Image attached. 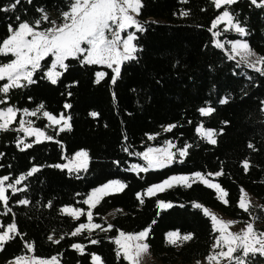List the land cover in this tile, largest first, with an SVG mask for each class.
Returning a JSON list of instances; mask_svg holds the SVG:
<instances>
[{"label": "trees", "instance_id": "1", "mask_svg": "<svg viewBox=\"0 0 264 264\" xmlns=\"http://www.w3.org/2000/svg\"><path fill=\"white\" fill-rule=\"evenodd\" d=\"M12 2L0 0V7ZM68 3L69 0H32L29 4L22 0L14 12H0V41L8 35L7 26L17 24V15L32 22L42 15L37 9L43 8L51 21H61L62 12L69 10ZM142 3L139 21L145 31L137 33L135 43L139 51L135 60L122 65L116 84L111 83V69L69 60L68 70L53 85L43 78V71L51 63L49 57L34 75L35 83L12 89L6 97L7 104L0 105L21 110L10 129L0 131V177L8 175L9 182H14L32 167L40 168L17 185L25 191L15 194L8 191L11 213L2 215L5 209L0 203V224L4 226L0 231L14 220L20 233L0 250V264L28 255L44 259L56 256L60 264H92L91 254L99 255L102 264H127L117 256L113 239L120 231L135 234L149 228L147 243L157 262L190 264L211 253L218 235L212 232L210 217L203 215L204 208L246 222L251 213L238 206L243 190L259 200L264 213V75L229 59V47H215L216 38L209 28L224 8L215 9L210 0H142ZM228 10L249 34L240 37L236 33H222L219 39L226 44L246 40L254 52L264 56V8H256L250 0H239ZM183 11L189 15H180ZM51 26L42 21L41 29ZM11 59L0 57V63ZM98 72L106 73L100 83L95 82ZM225 98L228 103H219ZM65 103L72 108L65 110ZM40 104L45 106L41 113L46 110L57 116L61 112L70 115L71 130L59 132L58 127H49L44 118L32 119L36 128L53 137L39 144L34 143L33 137L15 131L22 110L35 111ZM201 107H213L215 111L203 117L198 111ZM93 112L98 116L93 117ZM171 124L177 127L165 132ZM201 124L216 131L215 145L207 144L196 134L195 128ZM148 135L156 138L149 140ZM21 139L33 143V147L21 151L17 147ZM168 141L176 145L174 151L188 144L192 147L186 157L177 156V162L167 168L141 173L127 170L132 164H144L134 153L148 147H164ZM249 143L254 147L250 149ZM80 150L89 153L86 172L70 174L67 169L53 167L63 165L66 158H72ZM180 159L184 162L180 163ZM244 161L249 162L247 172ZM197 171L204 176L222 173L215 181L229 193L227 205L217 198L214 189L199 182L191 188L176 186L153 197L145 195L149 186L164 179ZM112 180H120L127 187L105 196L91 211L93 223L105 228L111 224L113 228L108 232L94 230L90 236L87 231L71 235L81 223L88 222L89 206L83 200L95 188ZM138 193L143 204L137 199ZM20 199H28L29 204L20 205ZM159 201L170 202L173 207L161 210L157 207ZM195 204L202 207L197 209ZM64 207L81 208L85 215L79 219L69 217L62 211ZM172 231L192 234L193 238L174 246L166 239ZM92 239L99 243L92 244ZM26 242L34 246V253L26 251ZM73 244L83 245L84 253L72 248ZM251 264H264V256L257 254Z\"/></svg>", "mask_w": 264, "mask_h": 264}, {"label": "snow or ice", "instance_id": "2", "mask_svg": "<svg viewBox=\"0 0 264 264\" xmlns=\"http://www.w3.org/2000/svg\"><path fill=\"white\" fill-rule=\"evenodd\" d=\"M22 0H13L7 6L0 7V12H14ZM31 4L32 0H26ZM187 2V0H182ZM215 9L220 10L224 8L219 15L211 22L209 31L212 32L213 37H220L222 33L234 32L240 37H245L249 33L245 27L236 19L233 12L229 11L232 5H235L239 0H210ZM251 5L256 8H264V0H250ZM142 0H69L68 11L62 12L63 23L57 25L55 21H51L49 16L43 8L37 9L42 15L39 19L32 22L22 20L21 16L17 15L15 20L17 24H9L7 26L8 35L0 41V57L11 56L9 62L0 63V105L7 104L6 97L12 89H20L35 83L34 75L41 71L42 61L51 58V63L46 71H43V78L47 79L51 84L55 85L58 79L69 68L66 61L77 60L82 65H100L106 66L112 70L111 83L116 84L121 75V65L128 61L136 59V53L139 51L136 43L137 33L145 31L144 25L138 20V17L143 8ZM182 16H188V11L180 13ZM42 21H47L52 26L41 29ZM225 25L223 29L220 25ZM126 34V35H122ZM230 45L229 59L236 60L237 65H245L247 68L253 69L260 75H264V56L257 57V54L251 49L246 40L236 39L227 42ZM215 47L217 49H224L225 43L219 39L215 40ZM106 73H96V83H100L105 77ZM71 95V92L68 93ZM31 99V98H29ZM115 99V93H113ZM221 104L228 103V100L221 99ZM44 105L40 104L35 111L23 109V116L36 117L37 113L44 109ZM65 110L71 109L72 105L65 103L63 105ZM20 109L8 106L0 108V131H8L10 126L15 122L17 113ZM199 114L203 117H208L214 113L213 107H201L198 109ZM93 117L98 116V113H91ZM43 117L49 122V127H58L59 132L70 131L72 128L70 115L61 112L59 116L51 114L49 111H43ZM31 120L20 119L19 128L15 131L22 132L25 137H35L34 143L39 144L43 141H51L53 137L46 135L45 131L32 126ZM177 125L171 124L167 126L164 131L171 132ZM196 134L199 138L209 145H215L216 131L213 129H206L203 124L195 128ZM156 137L148 135L149 140ZM126 139V138H125ZM23 145V147H21ZM17 147L21 151L33 147V143H26L24 139L19 140ZM172 142H166L164 147H148L143 152L134 153L140 157L144 164H132L128 171L141 173L150 170L164 169L177 162V156L180 158L188 155L191 144L183 146L177 151ZM248 147L251 149L254 146L249 143ZM128 152V148H124ZM133 155V153H129ZM89 153L86 150H80L70 159L67 164H56L53 167L60 169H67L71 173L86 172L89 166ZM183 163V159L179 160ZM119 163V162H116ZM245 172L249 169V162H243ZM40 171L39 167H32L26 175H21L15 179L14 182H9L8 175L0 177V203H2L5 211L2 215L7 216L12 212L9 207L10 197L7 194L9 190L13 194L25 191L24 188H18L27 177L33 176L34 173ZM222 175L221 172H216L215 176ZM207 185L209 189H215L218 194L217 198L225 205L228 204L226 199L229 193L221 187L218 183H212L205 176L197 171L192 175H173L164 179L161 183L149 186L146 189L145 195L153 197L157 193H163L168 189L176 186L192 187L195 182ZM127 185L120 180H112L95 188L83 204L89 206L87 211V223H81L74 232L73 236H77L87 231L89 236L94 230L99 229L103 232H108L113 228V225L108 224L105 228L99 223H93V212L100 201L105 197L118 192H122ZM239 196L238 206L244 212H249L250 203L247 199V193ZM137 199L143 204L144 200L141 195L137 194ZM20 205H28V199H20ZM157 207L161 210H166L173 207L170 202L159 201ZM195 208L200 209V204H195ZM62 211L69 217L79 219L85 212L81 208L64 207ZM203 215L210 217L212 232L218 233L215 236L212 244V251L206 257L207 264H222L226 261L227 264H251V259L257 254L264 256V231H257L253 223H247L246 227L240 232L229 231L230 226L234 223L232 221H224L219 219L216 215L211 214L207 208L203 209ZM258 219V218H254ZM155 223V221H153ZM4 226L0 224V228ZM150 228L140 231L135 234H126L120 231L118 236L113 239L117 246V256L122 257L127 264H141L142 254L148 253L150 245L146 242L149 235ZM20 233L17 224L13 220L8 223L3 231H0V250H3L4 245L14 240ZM63 237H61L62 239ZM193 238L192 234L181 235L179 231H172L167 233V242L171 245H177L178 242L190 241ZM53 238L50 236L49 240ZM59 243V240H55ZM92 244L99 243V240L92 239ZM24 248L29 253H34V246L31 243H25ZM72 248L84 253V246L81 244H73ZM92 264H102L101 257L96 254H91ZM14 264H59L56 256L50 259L36 258L34 255L16 257ZM199 264V262H198Z\"/></svg>", "mask_w": 264, "mask_h": 264}, {"label": "rangeland", "instance_id": "3", "mask_svg": "<svg viewBox=\"0 0 264 264\" xmlns=\"http://www.w3.org/2000/svg\"><path fill=\"white\" fill-rule=\"evenodd\" d=\"M138 20H139V17H138ZM56 22L57 25L63 23V19L61 21H59L58 19H55L54 20ZM225 25H220V28H224ZM231 33H234V32H231ZM122 35H126V34H122ZM216 40L219 39V37H215ZM220 40V39H219ZM221 41V40H220ZM222 43H225L223 41H221ZM135 43V42H134ZM225 46L226 47H229V50H230V45L227 43H225ZM229 53V52H228ZM256 53V52H255ZM257 54V53H256ZM260 55L257 54V57H259ZM236 59L239 60V57H237ZM43 62V61H42ZM123 65V64H122ZM121 65V67H122ZM106 67V66H105ZM17 118V117H16ZM25 119V120H31L32 119H41V118H44L43 117V113L41 112H38L37 113V116L36 117H31V116H22L21 119ZM46 119V118H44ZM47 120V119H46ZM16 121V120H15ZM33 122V121H32ZM33 127H35L34 123L32 124ZM36 128V127H35ZM46 133V132H45ZM47 135V133H46ZM34 140H35V137H33ZM174 151V148L172 149ZM71 158H66L65 159V163L64 164H67L69 163ZM206 179H208L210 182L212 183H217L215 181V179L217 178V176H215V174H211V175H208V176H205ZM198 182V181H197ZM215 190V189H214ZM244 193H247V199L250 203V209H249V212L251 213V218L250 220L246 221V222H240L238 220H235L233 218H230L228 216H226L225 214H223L222 212L218 211V210H215V209H212V208H207L208 211L211 213V214H214L216 215L219 219H222L224 221H232L234 222L230 228H229V231L231 232H240L242 229H244L246 227V224L247 223H253L254 224V228L257 230V231H264V213L261 211V203L259 202V200H257L255 197H253L251 194H249L248 192H244ZM218 195V194H217ZM115 212H113L109 217H108V221H111L112 217L114 216ZM254 218H258V219H254ZM147 242V240H146ZM32 255H28V257H30ZM15 261V260H14ZM14 261L10 262L9 264H14ZM207 264V260H206V257L205 258H202L198 261H195V262H192L190 264ZM60 264V263H59ZM141 264H162L160 262H157L154 257L151 255L150 251L148 253H145V254H142V257H141ZM213 264H215V262H213ZM222 264H227L226 261H222Z\"/></svg>", "mask_w": 264, "mask_h": 264}, {"label": "crops", "instance_id": "4", "mask_svg": "<svg viewBox=\"0 0 264 264\" xmlns=\"http://www.w3.org/2000/svg\"><path fill=\"white\" fill-rule=\"evenodd\" d=\"M236 61H238V59H236Z\"/></svg>", "mask_w": 264, "mask_h": 264}]
</instances>
